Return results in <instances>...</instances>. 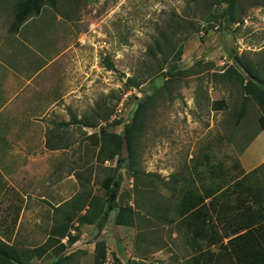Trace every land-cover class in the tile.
<instances>
[{
  "label": "rangeland",
  "instance_id": "374dc122",
  "mask_svg": "<svg viewBox=\"0 0 264 264\" xmlns=\"http://www.w3.org/2000/svg\"><path fill=\"white\" fill-rule=\"evenodd\" d=\"M17 1L0 0V35L6 38L13 39ZM29 19L35 20L36 35L28 39L40 43L44 65L41 108L37 116L28 106L18 108V130H24L18 135L25 139L13 143L26 152L25 162L19 186L0 188V226L7 224L12 232L21 223L14 242L33 249L46 243L50 229L69 214L79 239L63 252L72 255L63 264L113 257L122 264H191L195 250L188 235L175 222L154 218V205L177 202L176 183L225 186L247 174L240 156L261 131V111L255 100L244 98L236 76L224 73L231 66L244 73L236 62L240 58L264 79V0H239L233 13L228 4L211 0H57L56 8L46 4ZM253 46L263 49L254 53ZM129 77L139 87H129ZM217 100L226 101L224 110L213 106ZM143 103L136 155L130 161L124 147L126 161L118 164V157L107 158L102 131L123 134ZM31 116L35 124L30 127ZM32 127L39 128V139L31 137ZM251 152L255 160L264 153L262 138ZM212 170L219 175L212 177ZM111 175L121 181L118 207L107 219L81 224L79 219L92 211L82 194L104 202L103 182ZM259 176L264 186V169ZM121 207L133 213L117 226ZM57 260L50 250L30 264Z\"/></svg>",
  "mask_w": 264,
  "mask_h": 264
},
{
  "label": "trees",
  "instance_id": "16d2710c",
  "mask_svg": "<svg viewBox=\"0 0 264 264\" xmlns=\"http://www.w3.org/2000/svg\"><path fill=\"white\" fill-rule=\"evenodd\" d=\"M98 0H88L97 2ZM213 4H228V10L233 13L239 0H211ZM49 4L56 8L57 0H19L15 4V20L11 30L17 33L24 22L33 15H40L43 7ZM162 36V39H165ZM160 44V43H159ZM159 44L157 47H159ZM177 60H181L183 47L175 49ZM236 62L244 71L242 73L235 66L225 70L224 77L233 74L244 89L246 99L252 98L259 105L263 115L259 119L260 130L264 131V79L260 77L257 70L248 62L236 58ZM111 68H114L111 65ZM168 76L183 74L182 72H168ZM168 80V79H167ZM168 81H166L165 85ZM129 87H139L137 79H127ZM263 85V86H262ZM225 100H217L213 103L216 110L225 109ZM145 103L140 105L133 122L124 127L123 134L102 131L101 139L107 142V158L118 157V164L126 159L122 158V150L125 147L130 161L136 155L135 130L137 128L141 109ZM244 116V108L240 113L238 122ZM75 119V118H74ZM77 121V120H76ZM69 124V123H66ZM89 126V125H87ZM264 164L242 177L230 181L229 184L202 185V186H178L172 189L173 194L179 197L177 202L167 201L164 204L155 203L154 218L160 219L163 224H174L184 231L195 250L191 257V264H264V186L262 185L259 171H263ZM132 171L137 172L132 165ZM138 173V172H137ZM201 177L202 173L196 172ZM219 175L215 170L211 176ZM148 177L156 176L148 173ZM121 181L113 175L105 178L103 188L106 190L104 202L91 193L83 195L89 202L91 213L79 219L81 224H92L95 217L108 218L109 213L118 207V195ZM105 203V204H104ZM133 213L129 207H121L115 219L117 226L125 225L126 214ZM172 214L177 219L172 218ZM74 218L69 214L61 224L54 225L49 231V238L43 245L24 249L9 238L0 239V264H30L39 258L42 259L50 250L57 256L54 264H63L72 258V255H63L68 247L75 244L79 236L73 235ZM102 231L101 225L98 226ZM67 239V242L64 240ZM216 247L217 250H213ZM94 264H122L118 257L112 261L96 258Z\"/></svg>",
  "mask_w": 264,
  "mask_h": 264
},
{
  "label": "crops",
  "instance_id": "0c3cea01",
  "mask_svg": "<svg viewBox=\"0 0 264 264\" xmlns=\"http://www.w3.org/2000/svg\"><path fill=\"white\" fill-rule=\"evenodd\" d=\"M34 22L35 20L32 19L27 20L17 33L12 34L13 39L0 35V188L7 186L17 188L19 186L17 182H19L23 171L25 162L23 157L26 152L13 143V141L19 143V141L25 139L21 134L24 130H18V124L20 123L18 108L28 106L33 113H36V116L40 114V76L44 65H42L40 59L42 56L38 48L40 43L38 42L36 46L28 39V37L34 38L36 35L34 28L31 27ZM253 48L254 53H260L263 49V47L256 48L254 46ZM248 49L251 50L250 47ZM20 112L23 120L24 112ZM262 115L261 111L259 119ZM31 117L30 127L35 124V116ZM18 132L21 133L18 135ZM31 133V137L37 139L41 137L38 127L36 129L32 127ZM263 137L264 131H259L252 136L240 156L241 167L246 173L256 170L264 164V153L260 155L258 160H255L256 156L251 152V146L259 142L261 138L264 141ZM12 172L13 174H10ZM3 223H7V220L4 219ZM14 225V231L12 232L8 231L7 224L0 226V239L4 240L6 237L7 239L12 237L13 241L11 243H15V237L18 235V228L21 223H15ZM3 227H6V229Z\"/></svg>",
  "mask_w": 264,
  "mask_h": 264
}]
</instances>
